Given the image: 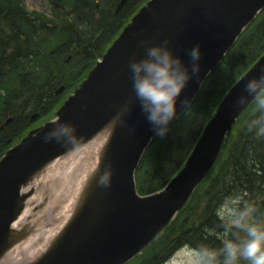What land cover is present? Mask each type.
Masks as SVG:
<instances>
[{"label": "water", "instance_id": "95a60500", "mask_svg": "<svg viewBox=\"0 0 264 264\" xmlns=\"http://www.w3.org/2000/svg\"><path fill=\"white\" fill-rule=\"evenodd\" d=\"M126 1L121 0L118 9ZM263 7L264 0H148L57 111L56 116L76 124L79 135L75 145L45 139L44 132L52 127L49 120L32 129L0 159V262L12 245L33 232L32 227L24 233L12 227L34 191L23 189L50 161L87 142L106 126L110 127L108 143L95 171L85 180L70 218L32 264H123L157 237L209 172L227 133L254 99L238 103L239 97L246 95V81L264 70V55L223 97L181 171L163 190L149 195L138 192L135 169L155 132L136 100L130 61L145 55L148 44L169 38L175 54L191 70L189 50L200 44V72L182 90L171 123ZM125 104L131 105V111L113 128L109 121ZM106 171L110 179L105 185L100 176Z\"/></svg>", "mask_w": 264, "mask_h": 264}, {"label": "trees", "instance_id": "16d2710c", "mask_svg": "<svg viewBox=\"0 0 264 264\" xmlns=\"http://www.w3.org/2000/svg\"><path fill=\"white\" fill-rule=\"evenodd\" d=\"M47 1L49 12L29 10L22 0H0V158L33 126L30 117L35 111L41 110L45 118L54 114L64 96L78 85L88 69L103 55L122 26L146 0H128L118 14H115V11L120 0H99L100 6L96 0ZM96 11L99 19L91 15ZM263 15L264 10L233 47L240 39L241 42L244 41V35L259 19L261 23L255 26L248 46L264 41ZM71 50L81 56L74 59L72 64H67L63 62V57ZM263 52L264 43L247 56L248 59L244 62L246 64L237 77ZM84 67L87 68L86 72L79 74V70L83 71ZM215 71L216 69L206 79L203 87L208 84ZM61 85H65L66 91L57 94L56 90ZM230 86L224 92L222 87L219 88L220 97L216 104ZM196 99L197 96L168 126L169 130L183 114L192 111L197 103ZM42 104L46 105L45 110L41 109ZM254 107L255 100L234 125L217 164L198 185L191 200L158 238L126 264H165L177 249L187 244L197 246L206 243L219 249L222 240L216 232H223V224L216 209L227 197L241 195L243 200L255 209L252 218L264 222V205L257 204V201L261 200L260 197H264V136L258 137L254 130L247 128ZM198 110L199 108L192 118V123L196 121V125L200 126L197 129L199 135L214 109L210 113ZM9 116L14 119L1 128ZM191 129L190 127L189 130ZM193 135L178 136L173 144L168 145V150L163 154L167 170L164 171L158 188L163 187L186 160L198 137L197 135L193 138ZM159 137L154 138L151 146ZM151 146L145 154L151 150ZM146 155L142 158L139 169L145 166ZM251 201H254V204ZM210 229L214 231H209ZM231 236L229 233L225 238Z\"/></svg>", "mask_w": 264, "mask_h": 264}, {"label": "clouds", "instance_id": "9594fccd", "mask_svg": "<svg viewBox=\"0 0 264 264\" xmlns=\"http://www.w3.org/2000/svg\"><path fill=\"white\" fill-rule=\"evenodd\" d=\"M189 55L193 62L191 70L182 57L175 54L169 38H165L160 43L148 44L145 55L130 61L129 69L136 100L155 135L160 137L166 136L169 131L168 125L177 113V100L182 90L189 79L200 72L202 50L199 43L189 50ZM244 88L246 95L240 96L238 103H246L249 97L255 99L253 115L247 122V128L254 130L258 137L264 136V70L249 78ZM130 111L131 105L125 104L109 124L115 128ZM50 123L52 127L44 132L45 139L55 138L57 142L67 146L75 145L79 133L74 122L53 116ZM109 179L110 173L106 171L101 174L100 183L106 185ZM254 211L253 205L244 201L241 195L227 197L216 209L223 224V232H216L222 240L221 247L217 249L206 243L189 246L190 259L187 264H242V261L246 264H264V223L250 219ZM233 229L242 231L245 235L236 239L225 238Z\"/></svg>", "mask_w": 264, "mask_h": 264}, {"label": "bare ground", "instance_id": "6f19581e", "mask_svg": "<svg viewBox=\"0 0 264 264\" xmlns=\"http://www.w3.org/2000/svg\"><path fill=\"white\" fill-rule=\"evenodd\" d=\"M110 127L106 126L87 142L50 161L23 191L36 190L25 209L13 223L16 232H33L8 249L0 264H32L49 247L71 214L75 199L85 180L95 171L102 149L108 143ZM50 202L43 210L33 213L46 197ZM57 206V209L55 208ZM42 219V220H41ZM38 226V231L34 232Z\"/></svg>", "mask_w": 264, "mask_h": 264}, {"label": "rangeland", "instance_id": "374dc122", "mask_svg": "<svg viewBox=\"0 0 264 264\" xmlns=\"http://www.w3.org/2000/svg\"><path fill=\"white\" fill-rule=\"evenodd\" d=\"M22 1H23L24 5L27 6V8L29 10H40V11L46 10L47 12L50 11V9L47 7V4H46V2L48 3L47 0H22ZM96 3L98 6H100L99 0H96ZM97 12L98 11L94 12V14H92L91 12L90 13L93 16V18L96 17L97 19H99L100 16H98ZM259 17H260V15L257 18H259ZM263 21H264V17L262 19V22ZM92 23H94V21H92ZM258 23H261V19H259L256 22V24L252 27V29L247 34L244 35V41L241 42V39H240L239 43L235 47L231 48L232 45L230 46L231 49L229 48L230 50H229L228 54L225 56V59L216 68V71H215L213 77L209 80L208 84L205 87L202 86L203 87V88H201L202 90L200 89L198 91L197 99H196L197 103L193 107L192 111L189 110L186 114H183L178 119L175 126L171 130L168 131L166 136L161 137V138L159 137L158 139H156L155 144H153L152 146H151V143L153 141L148 143V146L145 148V150L141 156V159H142V157H144V155L147 154L146 158H145V162H144V164L145 163L146 164H145V166H143L142 169H139L140 165H141V162H139L138 166L135 169V172H136L135 173V181H136V188H137L138 192H141V191L147 192L150 189H155L154 191H150V192L155 193V192H160L161 190L164 189L165 185L161 188H158V187L161 185L160 182L163 180L162 177H163L164 171L167 170L166 169L167 163H165V161L163 160V158H164L163 154L168 150V148H169L168 145L170 143L173 144V141L175 142L176 141L175 139L178 136H187L188 134L190 136V135L194 134L192 136L194 138L195 136L198 135L197 129L200 126L196 125V121L192 123V118L195 115L196 110L199 108L198 111H201V110L204 111L205 110L207 113H210L214 109V107L216 106L215 104L220 97V96H218L220 94L219 88L222 87V91L224 92V90L234 82V79H236V77L241 72L242 68L246 64L244 62L248 59L247 56L252 54L262 43H264V41H262L261 44L256 43L254 46H251V45L248 46V44L250 43V37L253 36V30L255 29V26L258 25ZM47 38L52 39L49 36H47ZM80 56L81 55H79L78 52H76L74 54V51L71 50L70 53H67L63 57V62H65L67 64H70V63L72 64V61L74 59L75 60L78 59V57H80ZM86 70H87V68H85V67H84L83 71H82V69H80L79 74L82 75L83 73L86 72ZM65 91H66V87L60 93L62 94ZM9 117H11V116H9ZM247 117H248V115H246V118ZM11 118H13V117H11ZM246 118H244V120H246ZM190 127L192 128L191 130H189ZM194 127H196V129H194ZM157 136L158 135H156L155 137H157ZM150 146H151V150L145 154L146 150ZM191 149H190V151H191ZM190 151H189V153H190ZM140 161H142V160H140ZM217 162H215L213 164V166L210 169V172L215 167ZM209 173L206 174L205 178L207 177V175ZM173 178L174 177H171L170 179H168L167 184ZM142 189H145V190H142ZM148 193H149V191H148ZM260 198H261V200H258L257 204L260 206H263L264 205V200H263L264 197H260ZM50 200L51 199L49 196L46 197V199L43 201L42 204H40L39 206L34 208L33 213L35 215H37V211H41L46 206H48ZM251 202L254 204V201H251ZM241 205H243V203ZM55 208L57 209V206ZM179 210L177 212H179ZM250 219H253V218L251 217ZM40 225H41L40 223H37V228L34 232L38 231V226H40ZM230 233L232 234L231 238L234 236L242 238L245 235L244 233H242V231H237L236 229H233L232 232H230ZM20 239H22V238H20ZM189 246H196V245H189V244L183 245L182 247L177 249L171 255V258L166 262V264H187L188 260L190 259L189 255H188ZM242 264H246V262L242 261Z\"/></svg>", "mask_w": 264, "mask_h": 264}]
</instances>
